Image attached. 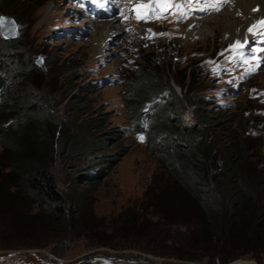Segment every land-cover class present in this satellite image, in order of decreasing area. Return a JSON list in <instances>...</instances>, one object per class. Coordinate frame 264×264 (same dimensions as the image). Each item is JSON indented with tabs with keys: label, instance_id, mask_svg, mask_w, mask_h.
<instances>
[{
	"label": "trees",
	"instance_id": "obj_1",
	"mask_svg": "<svg viewBox=\"0 0 264 264\" xmlns=\"http://www.w3.org/2000/svg\"><path fill=\"white\" fill-rule=\"evenodd\" d=\"M13 2L22 1L0 0V7ZM31 53L18 36L0 37V58L7 66L0 65V246H47L59 255L61 244L75 234L89 245H136L205 259L203 264L264 254V136L262 129H248L247 105L237 104L223 116L221 110L229 109L206 100L197 84L183 86L185 74L176 76V90L155 58L138 57L134 76L124 84L123 103L128 130L142 135L159 173L139 200L105 218L93 211L88 191L123 153L102 152L105 138L113 142L120 131L103 130L109 136L98 137L102 128L96 118L80 120L78 134L60 128L67 113L89 105L88 99L78 92L57 106L53 96L69 92L52 78L60 68L35 64ZM186 105L192 110L189 123L182 118ZM55 131L65 133L57 148ZM63 153V167L72 171L66 191L53 169ZM215 155L220 165L209 179L203 159L214 165Z\"/></svg>",
	"mask_w": 264,
	"mask_h": 264
},
{
	"label": "rangeland",
	"instance_id": "obj_2",
	"mask_svg": "<svg viewBox=\"0 0 264 264\" xmlns=\"http://www.w3.org/2000/svg\"><path fill=\"white\" fill-rule=\"evenodd\" d=\"M21 1V3L5 4L7 8L0 7V13L9 14L14 18L19 41L23 47L32 52V57L39 53L42 64H49L50 68L54 64V67L60 68L61 72L56 78H52L56 81L55 85L69 92L64 97L59 94L53 96L55 104L63 105L67 97L78 95V92L88 99L89 105L78 104L72 113H67L60 128L67 134L74 132L78 134L77 127L80 125V120L96 118L102 128L98 137L109 136V133L103 134V130L120 131V135L113 142L111 137L105 138L106 145H103L102 152L114 154L116 151L124 150L123 153L107 167L104 176L95 187L88 191L96 214L108 218L122 206L139 200L147 184L155 174L159 173L158 161L147 150L141 139L142 135L128 130L130 125L128 113L123 103V94L126 91L124 84L130 75L134 76L136 68L133 66L139 61L138 57L155 58L157 61L154 63L161 75L164 74L176 90H178L176 76L185 74L183 86L197 84L200 88L198 92L203 94L206 100H214L213 102H218L223 108L229 109L221 110L223 116L228 117V112L237 104L239 108L247 105L248 108L243 113L252 116L247 120L248 129L251 132L262 129L264 136V58L262 57L264 53L259 48H251L250 40L241 41L238 46H233L230 36H226V30L222 26L217 30H209L204 35L203 32L194 36L185 34L183 30L185 21L190 15L195 14L188 12L189 7L186 6L188 0L179 5L169 0H150L144 13L138 11L132 13L122 6L114 16L121 17L123 13V17L107 35L91 26V21H87L86 18L95 17L86 15L83 8L75 5L74 0ZM192 1L200 4V0ZM158 2L160 8L162 6L166 9L163 13L161 12L164 9L161 10L156 6ZM206 3L214 5L215 8L218 5L219 11L211 10L213 14L215 13L213 17L221 14L222 3L219 4L220 2L214 0ZM208 13L210 11L203 15H195L204 16ZM107 17L95 19L104 21L109 19ZM0 65L3 68L7 67L6 62L1 58ZM80 87L90 88L91 91L83 93L78 91ZM179 91L182 92V89ZM255 106L256 110L253 108ZM190 108L191 106L186 105L182 112V118L187 123L193 120ZM64 134L57 131L53 133L54 147L59 146ZM87 140L89 141L90 138L87 137ZM82 141L80 151L84 149L83 145L87 144L85 138ZM78 150L79 147L66 149L69 154ZM97 152L95 150V153L99 154ZM64 156V153L61 154L59 164H55L53 169L56 182L66 191L70 186L69 178L72 171L63 167ZM220 158L219 155H215L214 165L209 158L203 159L207 178L210 179L217 170ZM61 247L59 255H55L47 246H0V264L205 263V259L160 253L159 249L153 252L136 245L120 247L89 245L84 238L75 234H69L68 240H65ZM226 263L264 264V254L254 257L245 254L224 263L215 261V264Z\"/></svg>",
	"mask_w": 264,
	"mask_h": 264
},
{
	"label": "bare ground",
	"instance_id": "obj_3",
	"mask_svg": "<svg viewBox=\"0 0 264 264\" xmlns=\"http://www.w3.org/2000/svg\"><path fill=\"white\" fill-rule=\"evenodd\" d=\"M169 1L179 5L185 0ZM214 1L220 2L219 4L222 3L221 14L213 17L215 13L213 14L210 11L211 14L208 13L204 16L195 14L190 15L189 19L185 21L184 24L183 30L185 34L194 36L196 34L201 35L203 32L204 35L207 34V31L217 30L222 26L226 30V36H230L231 44L233 46H238L237 44L241 41L247 42L250 40L254 31L264 28V0H228L227 3L223 2V0ZM149 2L150 0H116V5L119 10H121L123 6L125 10L129 9L132 13L136 11H138V13H144ZM175 10H177V7ZM114 15L116 14L110 15L111 18L107 17L109 19L104 21H98L95 18H86V20L89 22L91 21V26L96 27L99 32H103L107 35L124 14L122 13L121 17ZM249 29H251V31H249ZM262 57L264 58V55Z\"/></svg>",
	"mask_w": 264,
	"mask_h": 264
},
{
	"label": "water",
	"instance_id": "obj_4",
	"mask_svg": "<svg viewBox=\"0 0 264 264\" xmlns=\"http://www.w3.org/2000/svg\"><path fill=\"white\" fill-rule=\"evenodd\" d=\"M164 9V8H163ZM166 9L162 10L163 13ZM18 30L14 18L6 13H0V37L2 38H12L17 36ZM33 61L37 65L42 64V58L39 53H36L33 57ZM130 259L129 257H125ZM136 259V258H135ZM139 260V259H137ZM54 262H49V264H53Z\"/></svg>",
	"mask_w": 264,
	"mask_h": 264
},
{
	"label": "snow or ice",
	"instance_id": "obj_5",
	"mask_svg": "<svg viewBox=\"0 0 264 264\" xmlns=\"http://www.w3.org/2000/svg\"><path fill=\"white\" fill-rule=\"evenodd\" d=\"M223 2H227V0H223ZM213 10L219 11L220 9L217 7V8H214ZM249 31H251V29H249ZM141 139H143V137H141Z\"/></svg>",
	"mask_w": 264,
	"mask_h": 264
}]
</instances>
